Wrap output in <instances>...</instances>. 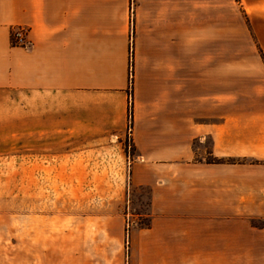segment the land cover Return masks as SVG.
<instances>
[{
	"label": "crops",
	"instance_id": "1",
	"mask_svg": "<svg viewBox=\"0 0 264 264\" xmlns=\"http://www.w3.org/2000/svg\"><path fill=\"white\" fill-rule=\"evenodd\" d=\"M234 2L264 57V0ZM225 9L226 0H0V92L31 95L30 128L39 106L49 136L79 124L90 136L105 125L122 134L131 47L130 177L149 189L150 223L132 229L129 264H264V97L194 88L193 59L223 40ZM15 26L29 46L12 43Z\"/></svg>",
	"mask_w": 264,
	"mask_h": 264
},
{
	"label": "rangeland",
	"instance_id": "2",
	"mask_svg": "<svg viewBox=\"0 0 264 264\" xmlns=\"http://www.w3.org/2000/svg\"><path fill=\"white\" fill-rule=\"evenodd\" d=\"M244 21L234 0H226L223 40L208 43V57H194V88L203 83L210 95L219 87L225 97H264V57ZM216 31L210 27V37ZM133 61L130 47L133 86L121 135L105 125L90 136L79 124L49 136L36 122L39 106L30 128L31 95L1 90L0 264H129L132 229L150 223L149 189L134 187L130 177Z\"/></svg>",
	"mask_w": 264,
	"mask_h": 264
},
{
	"label": "built area",
	"instance_id": "3",
	"mask_svg": "<svg viewBox=\"0 0 264 264\" xmlns=\"http://www.w3.org/2000/svg\"><path fill=\"white\" fill-rule=\"evenodd\" d=\"M132 22V21H131ZM12 43L18 46H29L28 29L25 26H15L12 29ZM130 134H132V126L129 127Z\"/></svg>",
	"mask_w": 264,
	"mask_h": 264
},
{
	"label": "trees",
	"instance_id": "4",
	"mask_svg": "<svg viewBox=\"0 0 264 264\" xmlns=\"http://www.w3.org/2000/svg\"><path fill=\"white\" fill-rule=\"evenodd\" d=\"M132 83L130 85V90L132 89ZM131 95H133V93L131 92ZM215 162H223V163H237V162H245L244 159L242 158H225V157H222V158H215L214 159Z\"/></svg>",
	"mask_w": 264,
	"mask_h": 264
}]
</instances>
